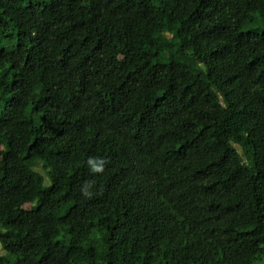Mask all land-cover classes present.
I'll return each instance as SVG.
<instances>
[{"label": "trees", "instance_id": "1", "mask_svg": "<svg viewBox=\"0 0 264 264\" xmlns=\"http://www.w3.org/2000/svg\"><path fill=\"white\" fill-rule=\"evenodd\" d=\"M0 244L264 264V0H0Z\"/></svg>", "mask_w": 264, "mask_h": 264}, {"label": "rangeland", "instance_id": "2", "mask_svg": "<svg viewBox=\"0 0 264 264\" xmlns=\"http://www.w3.org/2000/svg\"><path fill=\"white\" fill-rule=\"evenodd\" d=\"M25 207L28 208L27 205H25ZM3 253H5V250L2 248V246H1V244H0V254H3Z\"/></svg>", "mask_w": 264, "mask_h": 264}]
</instances>
